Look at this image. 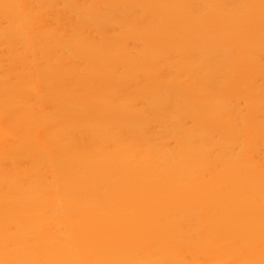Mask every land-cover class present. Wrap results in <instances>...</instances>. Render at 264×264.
Wrapping results in <instances>:
<instances>
[{"label": "bare ground", "instance_id": "bare-ground-1", "mask_svg": "<svg viewBox=\"0 0 264 264\" xmlns=\"http://www.w3.org/2000/svg\"><path fill=\"white\" fill-rule=\"evenodd\" d=\"M0 264H264V0H0Z\"/></svg>", "mask_w": 264, "mask_h": 264}]
</instances>
